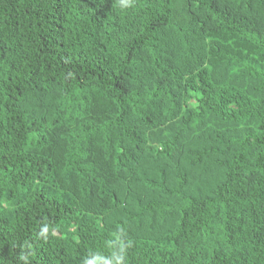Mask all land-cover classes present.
I'll use <instances>...</instances> for the list:
<instances>
[{"label": "trees", "instance_id": "16d2710c", "mask_svg": "<svg viewBox=\"0 0 264 264\" xmlns=\"http://www.w3.org/2000/svg\"><path fill=\"white\" fill-rule=\"evenodd\" d=\"M0 264H264V0H0Z\"/></svg>", "mask_w": 264, "mask_h": 264}]
</instances>
